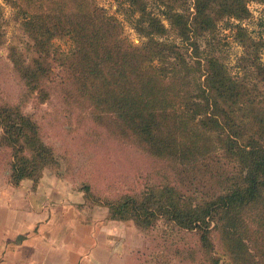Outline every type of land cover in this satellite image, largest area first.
I'll return each instance as SVG.
<instances>
[{
    "label": "trees",
    "instance_id": "obj_1",
    "mask_svg": "<svg viewBox=\"0 0 264 264\" xmlns=\"http://www.w3.org/2000/svg\"><path fill=\"white\" fill-rule=\"evenodd\" d=\"M5 1L34 53L19 62L9 46L27 91L47 95L42 85L49 82L51 40L67 37L71 47L56 54L76 98L98 118L112 116L122 135L173 170V183L96 201L106 207V218L139 228L163 218L195 231L210 264H264L263 44L239 24L249 16L248 2L264 0H193L190 19L187 0H155L165 24L144 0H125L137 14L133 28L144 38L138 45L93 0ZM218 21L241 47L239 76L217 55ZM0 130V142L10 148L6 181L16 186L30 179L33 187L39 170L53 163L51 148L16 106L0 105ZM212 232L226 260L211 254Z\"/></svg>",
    "mask_w": 264,
    "mask_h": 264
},
{
    "label": "rangeland",
    "instance_id": "obj_2",
    "mask_svg": "<svg viewBox=\"0 0 264 264\" xmlns=\"http://www.w3.org/2000/svg\"><path fill=\"white\" fill-rule=\"evenodd\" d=\"M93 1L119 21L122 35L131 44L138 45L144 39L133 28L137 14L130 12L131 7L125 0ZM144 1L147 9L165 24L160 15V5L155 0ZM187 4L190 19L193 0H187ZM246 7L249 16L239 24L250 36L262 41L258 56L259 61H264V3L250 1ZM13 14L10 5L0 0V105L16 106L28 115L37 126L40 140L51 148L53 163L39 170L35 183H44L52 188L57 200L60 198L61 201L79 203L81 208L77 209L83 210L82 215L93 218L88 225L89 232L85 233L90 235L91 241L98 234L97 230L92 229L94 225L106 232L107 238H98L107 252L106 256L87 264H210L209 257L200 250L195 231L179 229L163 218L156 219L147 228H139L130 220L110 222L104 218L107 209L96 201L112 200L122 193L138 191L150 184L173 183V170L166 162L144 151L134 138L122 135L119 122L112 116L98 118L86 100L76 98L68 71L59 64L56 54L59 51L67 52L71 47L67 37H54L51 40L54 50L47 57L49 82L42 85L47 95L41 98L35 92H28L14 68L9 46H15L14 58L19 62H29L34 53L30 40ZM228 21L237 22L232 18ZM215 28L216 37L221 43L217 55L222 57L231 75L239 76L237 60L242 52L241 47L233 41L232 29L225 26L224 21H218ZM166 39L179 42L171 36ZM66 90L72 92L67 97ZM10 162V148L0 142V213L21 212L25 215L27 211L24 205H15L9 197H3L7 185L3 182L9 173ZM24 180L31 183L30 179ZM37 211L48 213L49 206ZM3 224L0 218V230ZM210 239L213 245L210 253L226 260L216 233L212 232ZM14 243L12 238L3 237L0 239V249ZM104 243L107 245L104 246ZM93 246L85 247L84 252L94 249ZM83 248L76 246L75 250L83 251ZM3 253L1 251L0 257H3ZM76 255L80 258L81 254L77 252Z\"/></svg>",
    "mask_w": 264,
    "mask_h": 264
},
{
    "label": "crops",
    "instance_id": "obj_3",
    "mask_svg": "<svg viewBox=\"0 0 264 264\" xmlns=\"http://www.w3.org/2000/svg\"><path fill=\"white\" fill-rule=\"evenodd\" d=\"M27 182L21 180L16 186L6 180L3 182L7 183L3 191L4 199L9 197L15 205H24L27 213H0L4 223L0 239L12 238L15 242L0 249V254L1 251L4 252L3 257H0V264H87L106 256L107 252L98 239L107 238L106 232L102 228L98 229L99 226L92 225V229L97 230L99 235L92 241L90 235H85L89 232L88 225L93 218L82 215L83 210L77 209L81 208L79 203L61 201L60 198L57 200L53 189L44 183H35L32 187ZM47 205L48 213L37 211ZM104 218L110 222L116 221L107 219L106 216ZM92 245L94 249L84 252L85 247ZM76 246L84 247L83 251L75 250ZM59 247H62L61 250ZM77 252L81 254L80 258L77 257Z\"/></svg>",
    "mask_w": 264,
    "mask_h": 264
}]
</instances>
